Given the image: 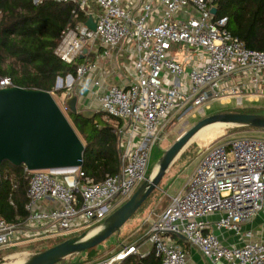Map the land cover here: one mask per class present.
Instances as JSON below:
<instances>
[{
	"label": "built area",
	"instance_id": "obj_1",
	"mask_svg": "<svg viewBox=\"0 0 264 264\" xmlns=\"http://www.w3.org/2000/svg\"><path fill=\"white\" fill-rule=\"evenodd\" d=\"M48 1L71 3L84 13L85 22L89 17L94 21L95 31L85 22L66 28L54 54L67 65L82 61L74 76L65 77L77 84V112L92 107L120 122L112 130L118 138L120 169L96 183L81 167L60 173L62 169L29 171L23 166L29 216L21 224L0 218V247L21 239L72 238L102 225L149 179L151 150L174 113L199 115L211 102L223 100H232L240 110L245 101L264 98V51L247 49L226 29L227 18L211 14L216 0ZM158 8L160 19L152 24ZM72 14L78 15L76 10ZM83 49L86 54L79 59ZM113 51L133 56V75H126L123 85L105 86L108 70L99 60H108ZM180 51L191 54L184 58ZM94 74L98 79L90 83L95 90L88 95L85 82ZM9 87L8 79L0 80V89ZM216 213L223 215L217 229L236 232L264 213L263 139L235 138L206 146L184 188L154 215L140 242L120 245L86 264H122L129 256L144 258L150 252L159 264H186L188 253L179 237L210 264H264V240L251 241L248 233L240 247L218 241L205 221Z\"/></svg>",
	"mask_w": 264,
	"mask_h": 264
},
{
	"label": "trees",
	"instance_id": "obj_2",
	"mask_svg": "<svg viewBox=\"0 0 264 264\" xmlns=\"http://www.w3.org/2000/svg\"><path fill=\"white\" fill-rule=\"evenodd\" d=\"M216 4V18H227L226 29L229 33L247 49L263 52L264 0H216ZM74 10L77 17L72 14ZM86 19L84 13L71 3L0 0V80L8 79L13 87L61 96L63 90L54 91L57 78L74 76L76 64L82 61L76 60L75 64L67 65L55 56L54 50L66 28H74ZM262 110L244 108L228 112L259 115ZM69 115L71 126L84 147L81 166L84 174L96 183L107 175H116L120 169L118 138L112 130L120 122L102 112L95 113L92 119H85L80 114ZM243 129L264 132L263 129L251 127L234 128ZM187 153V150L183 152L177 162L183 161ZM6 164L4 173L0 169V218L8 223L21 224L29 216L26 210L28 176L23 166ZM178 242H181L180 239ZM50 247L42 248L37 253ZM71 258H80L79 264L84 262L81 254ZM66 260L59 264H69ZM122 264H159V260L150 252L144 258L129 256Z\"/></svg>",
	"mask_w": 264,
	"mask_h": 264
},
{
	"label": "water",
	"instance_id": "obj_3",
	"mask_svg": "<svg viewBox=\"0 0 264 264\" xmlns=\"http://www.w3.org/2000/svg\"><path fill=\"white\" fill-rule=\"evenodd\" d=\"M37 0H34L36 3ZM217 5L211 10L216 15ZM85 26L95 31L91 17ZM83 49L79 59L86 54ZM57 78L55 88H58ZM77 97L71 92L65 100V108L72 115L77 112ZM85 119H92L94 112L80 113ZM223 124L226 128L251 127L264 130V115L243 113H218L207 116L185 132L158 162V170L152 183L144 182L133 196L105 219V227L96 235L87 238L88 233L68 238L21 264H59L62 260L92 249L104 242L136 213L150 194L158 187L167 170L181 155L189 140L200 129L211 124ZM83 144L65 115L54 101L51 93L26 90L19 87L0 89V169L3 163L24 166L29 171L50 169H75L83 164ZM184 239L183 237H179ZM80 258L73 264H79Z\"/></svg>",
	"mask_w": 264,
	"mask_h": 264
},
{
	"label": "rangeland",
	"instance_id": "obj_4",
	"mask_svg": "<svg viewBox=\"0 0 264 264\" xmlns=\"http://www.w3.org/2000/svg\"><path fill=\"white\" fill-rule=\"evenodd\" d=\"M90 8L91 10H95L92 4H90ZM180 53L184 58L188 54H191V52L188 51H180ZM61 79L62 83L58 85V88H54V91L63 90L64 93H62L61 96H58L55 93H52L51 95L65 115L67 121L71 125V116L69 115L68 110L64 109V106L65 100L66 98H68L69 94L71 92H74V94L76 93L77 84L75 83V81L69 82L66 78ZM244 107L256 109L262 108L263 110L258 114L264 115V98H259L258 101L252 102L245 101ZM233 109L234 105L232 100H230L229 104L225 100H223L222 102H211L209 104V108L204 109V111L199 115L196 113L193 114L192 112H189L187 110L174 113L170 119L169 125L161 136V140L158 142L156 147H153L151 150V159L149 164L150 169L152 168L153 164L159 161L165 151H167L185 132H187L201 119L207 116L218 114L220 112L226 113L229 110ZM90 111L94 112V114L99 112L98 109L92 107ZM95 118L98 119L99 116L96 115ZM234 128L236 127L210 132L198 137L193 143L188 144L183 150V152L187 150L188 153L183 161H181V163H183L180 165L181 168L179 167L178 171L176 172L177 174L171 172L168 175L166 173L160 181L158 187L151 193L152 196L146 199L143 205L119 229L118 232L111 235L96 247L81 253L82 261H84L83 264L109 256L112 252L116 251L120 245H123L124 242L127 243L128 238L129 242L133 239L138 238L141 234L140 231L143 224L146 221L150 220V217H152L153 219L155 218V213L149 215V210L153 207V205L155 206L154 202H158L156 212H160L167 207L170 202V197L172 198L176 196V194H178L182 190L188 176L192 173V171H194L195 167L200 161L199 153L201 149H204L206 146L212 145L215 142L231 140L235 138H255L264 140V132L262 131L252 129L234 130ZM6 168L7 164L3 163L1 166V172L4 173L6 171ZM153 170L154 167L150 170L149 176L152 174ZM66 239L68 238L46 240H37L34 238L21 239L18 242L16 241V243H14L13 245L2 246L0 247V264H12L17 260H22V263H26L40 249L50 247L51 245L57 244ZM76 260L77 259L75 258H67L66 263L73 264Z\"/></svg>",
	"mask_w": 264,
	"mask_h": 264
},
{
	"label": "crops",
	"instance_id": "obj_5",
	"mask_svg": "<svg viewBox=\"0 0 264 264\" xmlns=\"http://www.w3.org/2000/svg\"><path fill=\"white\" fill-rule=\"evenodd\" d=\"M160 16H161V8H158V10H156V11L153 12V14L151 16V19H150V22L152 24L158 23V21L160 19ZM124 48H125V46H124ZM133 61H134V58H133L132 55H128L126 53H123L121 56H119L118 55V52H116V51H113L111 53L110 58L108 60H106L104 62H102L101 60H99V62L102 63V66L101 67L108 70L106 72L107 73V77H105L104 80H103V82H104L103 85H105V86H111V85H123V84H125L126 81H127V79H128V77H131L133 75V73H132V63H133ZM100 63H99V65H100ZM117 64L119 65L118 69L117 70H113V68L116 67ZM121 67L123 68V70L121 69L119 71V69ZM120 72H121V74H120ZM109 73H110V75H108ZM96 79H98V78L94 74L93 76H91L85 82V86L88 89L87 90V94L88 95H90V91H94L95 90V85L93 83H90V82L92 80L95 81ZM88 103L91 106H94L95 105L91 100H88ZM203 151H204V149H201L200 150V153H199L200 154V158H201V155H202V152ZM179 157L175 160V162L167 170L166 173L168 175L171 172H174L175 174H177L176 172L178 171L180 165L183 163V162L182 163L181 162H177L178 159H179ZM150 159H151V154H150ZM185 161H187V160H185ZM158 162H156L155 164H153L152 165V168L153 167L155 168L157 166L156 164H158ZM149 164H150V162H149ZM151 169H150V167L148 168V173L150 172ZM193 172L194 171H192V173L188 176L186 182L184 183V186L186 185L188 179L193 174ZM184 186H183V188H184ZM150 196H151V194H150ZM154 204H155V206L153 205V207L149 210V212H150L149 215L150 214H153V213H155V215H158L159 213H161L163 211L162 210L160 212H156V209L158 207V202H154ZM222 218H223V215L222 214L216 213V214H213V215H210V216L206 217L205 218V221L210 226L209 227V231L214 236L217 237L218 241L223 246H236V247L242 246L243 243L246 240H248L247 237H246V235L248 233L251 234V238L249 239L251 241H262V240H264V213L258 214L251 222H248V223H245V224H241L240 227H239L238 232L233 231V230H228V229H217L215 227V223L218 222ZM153 220L154 219L152 217H150V220L146 221L143 224V226L141 228V231H140V233H141L140 236L138 238H136V239L131 240L130 242H129V238H128L127 243L124 242L123 245L126 246V245H130V244H133V243L140 242L145 237L146 233L148 232L149 227H150V225H151V223H152ZM180 241H181L180 243L178 242L179 245L181 247H183L187 251V253H188L187 263L186 264H210L207 260H205V258L196 249L191 248L184 239H180ZM143 248H144V250H146V247H142V249ZM71 257L72 256H70L68 258H71ZM216 264H225V263L220 261V262H217Z\"/></svg>",
	"mask_w": 264,
	"mask_h": 264
},
{
	"label": "bare ground",
	"instance_id": "obj_6",
	"mask_svg": "<svg viewBox=\"0 0 264 264\" xmlns=\"http://www.w3.org/2000/svg\"><path fill=\"white\" fill-rule=\"evenodd\" d=\"M226 129L225 125L223 124H211V125H208V126H205L203 127L202 129H200L197 133H195L193 135V137L189 140L188 144L190 143H193L198 137L202 136V135H205V134H208L212 131H220V130H224ZM157 170H158V165L154 168L152 174L150 175L149 177V180H148V183H152L153 181V178L155 177L156 173H157ZM58 172L60 173H68V172H72V169H69V168H66L65 169H62V170H59ZM105 226L104 225H100L98 227H96L95 229L91 230L87 235L86 237L89 238V237H92L94 235H96L97 233H99ZM22 263V260H17L16 262L12 263V264H21Z\"/></svg>",
	"mask_w": 264,
	"mask_h": 264
}]
</instances>
